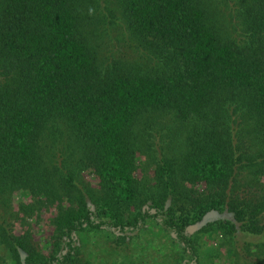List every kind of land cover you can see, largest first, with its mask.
<instances>
[{
	"label": "trees",
	"instance_id": "1",
	"mask_svg": "<svg viewBox=\"0 0 264 264\" xmlns=\"http://www.w3.org/2000/svg\"><path fill=\"white\" fill-rule=\"evenodd\" d=\"M230 1L231 21L215 0H0V191L61 203L51 250L0 224L6 251L0 264H92L74 234L105 226L137 230L152 218L134 208L143 192L134 138L164 112L184 128L185 145L177 161L164 159L156 168L150 196L180 239V253L188 246L198 259L188 230L213 210L226 208L233 217L204 232H264V189L239 196L230 187L238 170L255 175L264 159V0ZM100 5L132 45L160 57L157 66L100 67L83 31ZM50 138L63 144L61 164L47 156ZM79 169L98 182L90 197L78 187ZM197 185L213 189L211 195L196 196ZM42 202L22 208L30 214Z\"/></svg>",
	"mask_w": 264,
	"mask_h": 264
},
{
	"label": "rangeland",
	"instance_id": "2",
	"mask_svg": "<svg viewBox=\"0 0 264 264\" xmlns=\"http://www.w3.org/2000/svg\"><path fill=\"white\" fill-rule=\"evenodd\" d=\"M215 1L220 6V13H227L226 18L231 21L232 2L230 0L227 3L225 0ZM103 8L100 5L95 11L97 17L89 19L83 27L90 44L97 52L100 67L104 71H113L114 67L124 68L130 63L135 65L144 63L145 66H152L151 68L157 66L160 63V57H157L154 51L137 46V43L132 45L128 33L123 32L122 27L113 26L110 23L112 20L110 12ZM103 10L107 14L106 21L101 15ZM115 14L114 20L119 22V14ZM100 16L102 19H99ZM0 78L3 76L0 75ZM172 115L164 112L162 116L149 120L148 126L138 130L134 138L135 176L143 188L134 208L148 211L153 217L141 223L137 230L113 231L108 226L100 230L86 229L74 234V245L80 248L85 261L88 258L92 264H177L178 258H181L179 264H264V232L250 234L238 231L235 236L225 235L221 229L204 232L203 228L215 221L233 217V214L229 215L226 208L222 211L209 212L201 221L189 227L188 234L198 241L196 244L198 259L191 253L188 246H185L187 251L184 254L180 253V239L175 231L169 230L164 224V216L159 214V210L151 201L152 192H156L154 188L156 168L164 159L172 158L177 161L178 157H174L181 153L179 146L185 145L184 128ZM240 115V113L235 114L236 117ZM61 127L68 130L63 124ZM235 129V125L231 124L230 130L234 133ZM54 141L53 138L46 140L47 156L55 155L56 160L58 159L57 163L61 164L63 160L60 158L63 153L61 150L64 147L61 141L59 143ZM246 161L244 158L243 165ZM254 170L258 171L255 175L250 174L248 169L238 170V177L236 176V180H233L230 186L234 190L233 194L258 196L262 193L264 159L261 158L256 163ZM253 179L257 181V186L254 188L251 186ZM77 183L82 193L89 197L99 190L98 182L89 169L81 171L79 169ZM188 186L190 187V184ZM193 189L196 196L211 195L213 191L205 185H197ZM227 191L231 193L230 188ZM40 199L43 200L42 204H37L32 213L24 212L22 203L33 205ZM64 201H67L66 197ZM60 204L58 201L54 204L49 203L43 194L35 197L26 196L20 190L0 191V224L13 227L16 234L29 236L41 249L48 251L51 250V241L55 234L53 220ZM169 205L168 202L167 206ZM117 241L123 243L121 247H116L119 244ZM5 256V249L0 248V260Z\"/></svg>",
	"mask_w": 264,
	"mask_h": 264
}]
</instances>
